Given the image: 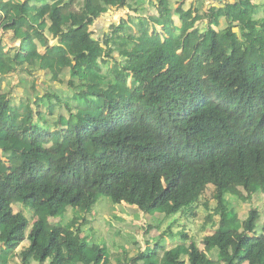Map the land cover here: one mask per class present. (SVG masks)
Listing matches in <instances>:
<instances>
[{
    "label": "trees",
    "instance_id": "16d2710c",
    "mask_svg": "<svg viewBox=\"0 0 264 264\" xmlns=\"http://www.w3.org/2000/svg\"><path fill=\"white\" fill-rule=\"evenodd\" d=\"M143 1L0 0V29L19 41L0 40V264H264L259 211L240 219L228 198L264 195V0H150L157 15L91 30ZM12 76L32 91L18 106ZM208 186L202 249L193 237L165 250V230L130 258L82 237L101 196L194 218Z\"/></svg>",
    "mask_w": 264,
    "mask_h": 264
},
{
    "label": "rangeland",
    "instance_id": "374dc122",
    "mask_svg": "<svg viewBox=\"0 0 264 264\" xmlns=\"http://www.w3.org/2000/svg\"><path fill=\"white\" fill-rule=\"evenodd\" d=\"M149 1L150 0H144L143 3L138 7V12H136L135 14L134 12H131L127 9L110 10L99 19H97L95 25L91 27V30L94 31L95 35L100 36V34L102 35L103 33L105 34L106 32H108L112 25L119 24L122 19L127 20L128 16L132 15V17H135V15H145L147 17H150L157 15L156 10L150 5ZM175 1L176 0H172V2L176 5L177 3ZM209 5V2H206L205 10L208 9ZM204 25L205 24L203 23L199 24V27L203 29L205 27ZM158 29L160 30V27ZM220 29L221 28H219V30ZM0 40L2 41L5 50L19 46V41L14 40L12 32L9 31L3 32L0 29ZM39 50L43 52L41 48H39ZM115 57H118L117 54L115 55ZM64 78L65 80L69 79L67 72L64 73ZM48 79L49 78H47V80ZM38 81H46L42 73L40 72ZM17 82L18 78L16 76H12L6 82L8 86L12 87V95L8 99L14 106H18L20 104V96L23 94V92H27L32 96L31 90H23V88L15 87ZM67 94L71 95L70 92H68ZM74 106L75 104L73 103L72 107ZM59 114L66 117L69 115L65 109L58 108L57 110H55L53 119H55ZM212 189V186H208L203 196V202H206L207 207L209 208L198 206L195 209L196 211L194 213V218L190 215L193 209H189L185 212H182L181 214L173 216L169 220H166L167 218L164 219L162 215L157 213L154 215L143 214L136 208H131L129 206H126L125 204H121L118 206L112 205L109 198L101 196L93 211L86 216L89 223L88 225L82 227V230L84 231L82 237H86L88 240L98 245L105 246L110 255L114 256L115 254L121 252L124 248L128 253V257L134 258L140 250L145 251V248L149 244V240L158 234L155 229L148 232L149 225L156 227L159 224L161 229L164 226L166 227L167 223L169 222V225L172 228H170L171 230L169 229L170 231L168 230V228H165V233L168 234L167 237L170 236L169 238L171 239L173 237H179L178 235L180 233L187 234V237L188 235L192 238L194 237L193 240L197 243V245L201 246V239L197 236L196 232H198L199 227L205 221V216L207 215L206 212H208V210H210L211 212L212 208H214V203L211 202ZM228 198L231 200L233 210L240 219H244L250 209H256L261 215V223L264 222V195L259 194L246 203L241 202L235 196H229ZM18 209V207H15L16 211H18ZM72 215V211L68 210L62 222H67L72 217ZM154 220H156L157 222ZM219 220L220 217L218 215L216 216L214 222L210 225L208 234L212 235L214 233L218 226ZM51 221L52 223L62 224L60 219ZM176 223H178V225ZM261 229L262 228H258L257 231L262 233ZM171 233L173 237H171ZM171 246L173 247L174 245L171 244ZM149 248L151 247L149 246ZM118 249L120 250L118 251ZM17 252H20V249Z\"/></svg>",
    "mask_w": 264,
    "mask_h": 264
},
{
    "label": "crops",
    "instance_id": "0c3cea01",
    "mask_svg": "<svg viewBox=\"0 0 264 264\" xmlns=\"http://www.w3.org/2000/svg\"><path fill=\"white\" fill-rule=\"evenodd\" d=\"M177 1H180V0H176V2ZM205 28V27H204ZM157 214H159V213H157ZM170 218H168V219H166V220H169ZM173 221V220H172ZM171 222V221H170ZM170 223L168 222L167 223V225H166V227L164 226L163 228H161L160 229V226H159V229L158 230H156L157 232H158V234L156 235V236H154L153 238H151L150 240H149V244H148V246H150L151 248H153V241L156 239V238H158L159 237V234L161 233V232H163V231H165L166 229L165 228H169V225ZM177 225H178V223H176ZM259 228H262V227H259ZM160 230V231H159ZM261 231H262V229H261ZM208 233V232H207ZM258 234H261L260 232H258ZM211 235V234H210ZM192 237L191 236H189L188 235V238H186V239H182V240H180L179 239V237H173V238H171V239H173V240H171L169 237L167 238V237H163L162 239H160V243L161 244H165V250H169L170 248H174V247H176V246H178V245H186L188 242V240L189 239H191ZM171 244H173L174 246L172 247L171 246ZM198 247L200 248V249H202L203 247H202V245L201 246H199L198 245ZM2 248V244L0 243V249ZM21 250V248H18L17 249V251L18 250ZM124 249V248H123ZM120 249H118V251H119ZM122 250V249H121ZM18 253V252H17ZM213 260H217V257H216V255L215 254H213ZM7 264H21L20 263V259L19 258H15L13 261H9ZM31 264H36V263H31ZM111 264H115V262H114V260H112V262H111ZM120 264H130V263H120Z\"/></svg>",
    "mask_w": 264,
    "mask_h": 264
}]
</instances>
